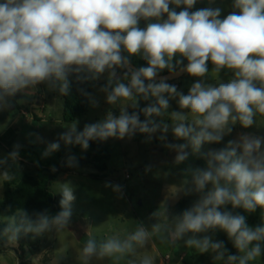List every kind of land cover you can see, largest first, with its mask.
I'll return each mask as SVG.
<instances>
[{
	"label": "clouds",
	"instance_id": "clouds-1",
	"mask_svg": "<svg viewBox=\"0 0 264 264\" xmlns=\"http://www.w3.org/2000/svg\"><path fill=\"white\" fill-rule=\"evenodd\" d=\"M211 2V0H210ZM197 0H3L0 2V109L9 107V97L31 91L41 83L67 96L70 76L79 83L99 80L107 73V83L100 88L106 103L119 105V115L106 116L77 130L68 126L59 140L47 145L48 157L65 145L89 148L90 141L131 138L137 132L148 139L157 132L166 140L171 131L180 144H165L180 164L191 154L199 155L204 168L184 170L186 179L175 187L173 195L199 194V198L180 215L168 218L166 205L152 214L156 223L147 228L137 223L134 231L105 239L90 236L80 254V264L111 261V264H155L153 257L138 253L158 239L161 244L176 245L183 240L187 248L212 253L220 264H251L264 253V226H249L246 217L226 210L242 208L246 212L264 209V136L243 133L229 140L225 147L201 152L206 144H219L239 123L247 129L264 117V0H232V11L221 18L222 9L206 7L190 11ZM173 5L174 7H170ZM183 6L182 10L176 8ZM166 16V19L164 18ZM147 23L141 28V20ZM122 50L128 56H122ZM131 56H140L146 67L130 68ZM176 57L182 59L173 60ZM183 68L198 77L188 94L178 91L166 79L156 82L164 69ZM230 70L232 78L207 84L202 78ZM117 69H127L123 77ZM127 80V84L122 82ZM93 107L98 102L81 90ZM150 101L139 107V101ZM175 99L180 111H169ZM128 107L134 109L129 114ZM138 109V111H135ZM189 110L185 112L183 110ZM145 119L141 121L140 114ZM191 123H187L188 121ZM20 145L3 159L0 167L19 160ZM68 167H76L75 156H68ZM55 167L52 171H55ZM150 170V166L148 169ZM16 176L8 169L0 172V188ZM111 186L122 193L120 185ZM61 210L49 215L47 210L28 214L18 208L6 217L0 232L5 244H18L22 237L33 239L45 233L68 228L75 200L70 184H61ZM163 217V222L161 221ZM226 233L238 255L228 254L223 241H214L208 232Z\"/></svg>",
	"mask_w": 264,
	"mask_h": 264
},
{
	"label": "rangeland",
	"instance_id": "rangeland-1",
	"mask_svg": "<svg viewBox=\"0 0 264 264\" xmlns=\"http://www.w3.org/2000/svg\"><path fill=\"white\" fill-rule=\"evenodd\" d=\"M3 2V0H0ZM232 0H197V3L190 11L201 8L219 7L222 9L221 18L232 11ZM170 7H174L170 5ZM183 6L176 8L179 12ZM166 19V16L164 17ZM154 20H141L139 26L146 27L147 23ZM126 56L128 53L123 51ZM137 66L146 67L147 62L140 56L129 57ZM176 59H182L176 57ZM183 61H187L184 59ZM175 63V59L173 60ZM212 63L208 62L209 74L202 78L207 84H217L219 81H227L232 78L230 70H222L218 74L212 73ZM164 69L159 73L165 71ZM117 75L123 77L124 69H117ZM198 77L186 74L181 79L167 83L176 85L178 91L188 94L192 84ZM122 82L127 84V80ZM158 82V81H156ZM107 83V73L100 78V85L96 86L91 97L98 102V106L93 107L90 103L88 112L79 120L75 121L77 130L82 131L85 124H92L102 120L108 111L114 115H119V105L112 106L106 103L105 94L100 88ZM9 107L0 109V159L5 158L19 144V160L15 163L9 161L7 165L0 167V172L8 169L11 164H16L20 168L35 174L34 165L52 169L67 165L68 156H75L77 162L90 154V149L83 150L79 145H65L60 141L58 151L48 157H43L47 145L56 142L62 133L67 131V123L63 120L64 97L58 90H52L46 83H41L34 90L24 91L22 98L15 103V110H12V99L8 98ZM150 101H139V107L147 105ZM169 111H180L175 99L170 101ZM128 112L134 111L128 107ZM136 109L135 111H137ZM188 112L189 110H183ZM164 123L169 124V131L166 140L158 139L160 133L157 132L148 139L147 135L137 139V133L131 138L124 139L109 138L105 143L111 152V159L108 161V172L105 178L96 179L95 175L100 173L92 164L84 165L79 171H72L60 175L51 184L58 207L61 195L59 193L61 184L68 183L73 188L75 200L72 204V215L68 228L57 233L54 230L48 232L43 239L40 249L33 255L29 254L27 260L21 262L13 249H4L0 242V264H80L79 254L87 239L94 236L96 239H105L112 235H125L134 231L137 223H143L147 228H151L156 223L152 214L166 205L168 218L178 216L175 211L179 201L185 199L192 204L199 198V194L193 193L184 195L182 192L173 195L175 187H180L186 179L184 170L192 168L206 167L205 161L199 155L191 154L188 160L176 164L174 158L176 153L165 147V144H180L183 140L176 139L171 131V120L167 115L163 118ZM257 123L250 128H243L239 123L233 126L231 134L224 137L219 144H206L201 148V152L210 149H219L226 146L229 140H236L240 134L253 133L264 136V117L257 116ZM187 123H191L189 120ZM150 166V170L148 169ZM130 178H127V175ZM122 186V193L113 191L111 186ZM5 185L0 188V203L4 200ZM61 210V208H60ZM226 210L233 214H241L246 217L249 226H264V209L257 208L255 212H246L242 208L233 209L231 205L226 206ZM6 213H0V222L6 221ZM163 217L161 221L163 222ZM214 241H223L228 250V254L238 255V250L227 237L226 233L220 230L208 232ZM13 246V244H6ZM148 255L154 258L155 264H220L213 260L212 253H199L195 249L187 248L183 240L176 245L161 244L158 239L151 241L147 248L138 253L139 256ZM92 264H111V261H93ZM251 264H264V253Z\"/></svg>",
	"mask_w": 264,
	"mask_h": 264
},
{
	"label": "trees",
	"instance_id": "trees-1",
	"mask_svg": "<svg viewBox=\"0 0 264 264\" xmlns=\"http://www.w3.org/2000/svg\"><path fill=\"white\" fill-rule=\"evenodd\" d=\"M129 60L133 62L130 58ZM186 63L187 61H183V64L179 65L176 70L184 66ZM138 68L140 67L138 66ZM168 72V70H165L158 74H165ZM69 79V94L67 96H63V120L67 123L75 122L81 119L88 112L90 100L82 93L81 90L91 95L93 89L96 86L100 85V79L96 81H89L86 83L77 82L74 76H70ZM22 95L23 92H18L14 96H12L11 99L14 103H16L22 98ZM145 106L146 105H143L140 108H143ZM140 119L141 121L145 119L142 113L140 114ZM144 135L147 134L137 132L136 138L139 139ZM106 142L107 140L90 141V154L83 157L79 162H77L76 167H68L67 165L64 167L59 166L55 168V171H52V169L34 165L33 167L35 170V174H33L30 171H27V169L25 168H20L16 164H11L8 167V170H10L16 176V179L11 181L10 183H4L5 195L4 200L0 203V213L12 215L18 208H22L27 211L33 219L35 218V216L33 215L34 213L43 212L45 210H47L49 215L57 214L60 211V208L58 207L56 196L51 189L52 182L62 174H66L72 171H79L86 164H92L100 173V175H95L94 178H105L106 173L109 169L108 161L111 159V152L105 146ZM191 205L192 203L189 200L183 199L178 202L175 211L180 214L185 209L191 207ZM5 226L6 221L0 222V232L3 231ZM46 234L47 233L35 239H33L31 235L22 237L19 240L18 244H13V246H6L3 239H0V242L3 244L4 249H13L16 252L19 260L21 262H24L25 260H27L29 254L33 255L40 249L44 236Z\"/></svg>",
	"mask_w": 264,
	"mask_h": 264
},
{
	"label": "water",
	"instance_id": "water-1",
	"mask_svg": "<svg viewBox=\"0 0 264 264\" xmlns=\"http://www.w3.org/2000/svg\"><path fill=\"white\" fill-rule=\"evenodd\" d=\"M121 54H122V56H126L125 53L123 52V50H122ZM186 64L174 72H168L165 74H158L157 77L155 78V80L159 82L161 79H166V82H168V81L171 82V81H176V80L181 79L183 76H185L187 74L185 71H183V68L186 66ZM130 68L131 69H138V66L130 61ZM125 71H127V69H125ZM11 109L15 110V103L14 102H12Z\"/></svg>",
	"mask_w": 264,
	"mask_h": 264
},
{
	"label": "built area",
	"instance_id": "built-area-1",
	"mask_svg": "<svg viewBox=\"0 0 264 264\" xmlns=\"http://www.w3.org/2000/svg\"><path fill=\"white\" fill-rule=\"evenodd\" d=\"M127 178H130V175L129 174L127 175Z\"/></svg>",
	"mask_w": 264,
	"mask_h": 264
}]
</instances>
